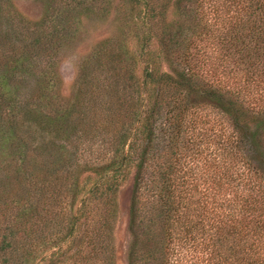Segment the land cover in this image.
I'll use <instances>...</instances> for the list:
<instances>
[{"label":"trees","instance_id":"trees-1","mask_svg":"<svg viewBox=\"0 0 264 264\" xmlns=\"http://www.w3.org/2000/svg\"><path fill=\"white\" fill-rule=\"evenodd\" d=\"M73 2L46 0L41 26L20 37L5 30L14 20L2 15L0 0V147L12 148L0 155V264L18 258L16 264H38L29 249L22 262L17 234L25 220L43 217L36 195L57 199L70 192L83 196L81 207L74 216L54 215L58 242L68 245L55 248L47 264H115V195L107 197L108 206L96 200L104 192L100 182L113 193L120 173L131 168L128 264H264V0H125L121 41H106L87 62L71 106L53 108L54 114L28 102L14 109L7 90L26 86V76L37 84L31 98L49 97L47 73L36 72L34 53L39 44L62 38L66 20L52 18L75 20ZM125 27L131 30L126 37ZM133 38L136 49L127 41ZM30 115L47 140L31 157ZM81 116L97 129L93 138L108 136L115 146L107 163L92 165L95 176L87 183L72 169L57 168L70 158L41 159L60 148L61 134ZM93 202L105 212L96 215ZM70 244L81 256L74 263L60 259Z\"/></svg>","mask_w":264,"mask_h":264},{"label":"rangeland","instance_id":"rangeland-1","mask_svg":"<svg viewBox=\"0 0 264 264\" xmlns=\"http://www.w3.org/2000/svg\"><path fill=\"white\" fill-rule=\"evenodd\" d=\"M45 1L46 0H3V5H1L2 15L14 20L12 22V27H4L5 30L7 32L11 29L17 31L20 37H27L33 34L38 26L37 23H40L41 17L44 16ZM73 3L79 6L75 20L71 21V18L68 16H61V18L53 16L52 18L54 21H60L62 19L66 20L64 30L62 31V38L57 42L54 39L52 41H47L43 45L42 43L39 44L37 53H34L36 54L33 58L36 65V72L42 76L44 73H47L44 85L49 86V97L45 99L31 98V94L38 92L36 87L37 84L35 80L28 82L29 76H26V86L23 85V88L19 87V85H17V87L9 86V89L7 90L11 93L7 97L9 98L7 103L14 107V109L21 111L28 102L30 103L28 106L29 108H42L44 111L51 110L50 113L54 114L55 110H52L53 108L62 110L63 108L66 109L71 106L72 102H74L77 90L79 89L82 71L87 62L92 59L98 50L102 49V45L106 41L110 43L121 41L118 37L122 31L121 27L123 21L121 17L125 6V0H74ZM172 4V2L169 4L165 12L166 21L168 22L172 21L174 18V8ZM39 26H41V24H39ZM130 31L129 27H125L124 37H126ZM139 36L142 35L140 34ZM135 40L136 38L127 40L132 49H136L139 46ZM162 67L164 70L167 69L166 64H163ZM35 69L33 68V70ZM18 76L22 77L23 75L22 73H19ZM45 94H47L46 91ZM4 95L6 97L7 93H4ZM12 98L16 99V103L12 102ZM46 99H49L50 102L53 101L54 103L47 102ZM9 110L11 111V108H9ZM30 117L31 115L25 119V130L27 131L26 138H28L26 147L27 155L29 157L34 156L37 147L47 141L44 139L46 136L45 134L37 133V128ZM82 117L83 116H81V118ZM74 118H76L75 123H77L78 118ZM122 119H124L123 116ZM128 124L129 122L126 126ZM93 125L94 124L89 122L87 117L82 118V121L77 125L78 128H81L74 130V128L77 127L74 126V128L70 127L63 132L60 136V144H58L60 148H53V153H46L41 159L46 160L48 164L52 154H56L59 157L62 155L64 161L70 158V162L67 165L65 164V167L59 163L57 168L60 171L64 169H68L69 171L72 169L73 173H76V177L80 176L81 181L87 183V181H84L87 177L95 176L94 172H91V168H93L92 165H99L103 162L107 163L109 159L114 157L112 150L115 148V146H113L114 143L110 142L111 140L108 139V136L93 138L96 133L95 131L97 130ZM128 136L129 139L123 150H129L128 145L131 144V140L133 139V136L130 137L131 134ZM0 143L2 142L0 141ZM7 145L8 144H5L0 147V155L12 149L6 147ZM29 165L30 173H35L33 170L35 167L30 163ZM2 169L4 171L9 170L8 162L5 161ZM2 172L3 171L0 170V173ZM133 173L134 169L132 168L130 170L122 171L116 179L115 183L117 184V187L115 192L113 190V193L107 191V184L100 182L101 191L104 192L102 197H99L96 200V202L100 201L103 203L106 201L108 206L109 199H107V197L115 195L116 217L114 218L113 223V250L111 255L115 264H128L127 248L130 239L128 223L133 189ZM111 175L112 173H108L106 176L109 177ZM1 176L2 175H0V177ZM37 188H40V185H38ZM37 188L33 190L35 193ZM73 196L72 192H70L67 197L63 194L57 197V199H45L41 194L35 196V201L38 197L41 199L37 201L39 205L37 211H41L43 217L42 219H39V221H36L28 214L31 219L28 221L25 220V231L23 232L21 230V232L17 234L18 238H16V243L18 245L16 246L19 249V253L17 254L19 256L20 254H23L21 255L24 260L22 262H25L27 259L28 255H24V252L29 249L33 252L32 257L35 259L34 262H37L38 264H47L50 261L49 258L51 257L52 252L56 251L55 248L58 249L66 243V241L58 242L57 237L59 236H57V234L59 230L54 225V221L57 220H55L54 215H58V219H62V217L68 215L74 216L75 213H77V210L81 207L80 201L83 196ZM73 202L76 203L75 208L70 207ZM96 202H93L94 204L91 203L94 208L93 212H95L96 215H99V212L103 214L105 208L100 206L98 208V203ZM62 205L64 207L63 211L61 210ZM94 205L96 206L94 207ZM46 208H48L49 212L45 211ZM70 209L73 210L69 212ZM0 211H2V209H0ZM2 213L3 212H0V215H2ZM77 226L80 229V233H82L86 227L80 220L77 222ZM93 227L97 228L95 224H93ZM1 232L2 231L0 230V236L2 235ZM67 245L68 243H66V246ZM64 249H66V252L69 251V253L63 258H60L61 260L66 259L67 262L74 263L81 258L79 255L75 257L74 254L77 249L71 248V244ZM16 260L18 262L19 258L15 259L14 262H16ZM31 262L33 261L31 260Z\"/></svg>","mask_w":264,"mask_h":264}]
</instances>
